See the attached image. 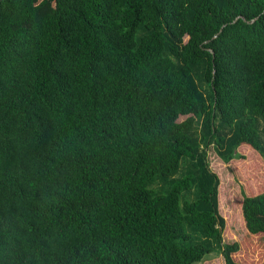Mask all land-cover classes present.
Listing matches in <instances>:
<instances>
[{"label": "trees", "instance_id": "obj_1", "mask_svg": "<svg viewBox=\"0 0 264 264\" xmlns=\"http://www.w3.org/2000/svg\"><path fill=\"white\" fill-rule=\"evenodd\" d=\"M261 133L264 0H0V264H264Z\"/></svg>", "mask_w": 264, "mask_h": 264}, {"label": "rangeland", "instance_id": "obj_2", "mask_svg": "<svg viewBox=\"0 0 264 264\" xmlns=\"http://www.w3.org/2000/svg\"><path fill=\"white\" fill-rule=\"evenodd\" d=\"M261 136L264 142V133H261ZM242 152L243 154H246L244 158L233 160L230 163L225 164L217 156L212 146L208 148L209 166L218 175L220 180V214L225 218V220H227V228L223 234L224 242L238 241L244 234V231L241 229V220L238 215V206L241 198L240 189L242 185L240 183L241 179L237 176H245L239 175V172L251 163L250 158L252 157V154L249 150L248 156L247 150L243 151L242 149ZM155 186H159V183ZM262 254L263 251L256 252L257 256H252L249 260L250 263L257 264L256 261ZM222 262V256L219 255L218 251H214L205 256L202 261L195 264H222Z\"/></svg>", "mask_w": 264, "mask_h": 264}]
</instances>
